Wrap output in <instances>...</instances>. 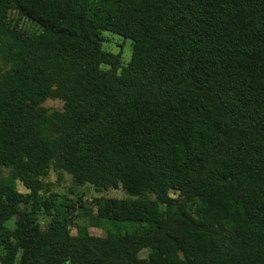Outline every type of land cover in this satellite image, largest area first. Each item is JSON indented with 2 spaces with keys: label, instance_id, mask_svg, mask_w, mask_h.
Returning a JSON list of instances; mask_svg holds the SVG:
<instances>
[{
  "label": "trees",
  "instance_id": "16d2710c",
  "mask_svg": "<svg viewBox=\"0 0 264 264\" xmlns=\"http://www.w3.org/2000/svg\"><path fill=\"white\" fill-rule=\"evenodd\" d=\"M0 263L264 264V0H0Z\"/></svg>",
  "mask_w": 264,
  "mask_h": 264
},
{
  "label": "rangeland",
  "instance_id": "374dc122",
  "mask_svg": "<svg viewBox=\"0 0 264 264\" xmlns=\"http://www.w3.org/2000/svg\"><path fill=\"white\" fill-rule=\"evenodd\" d=\"M104 38L103 48L115 54H120L123 64H126L131 56L130 41L107 32L104 33ZM43 105L49 113L62 109V101L58 99H48ZM43 180L48 184L50 191L59 196L60 201L68 203L71 207H74L73 209H76L75 211L82 212V216L73 218L74 223L77 226L87 227L90 234L101 236L112 228L121 232L139 233L143 227L142 225L133 223H113V225H110L106 220H100L96 225L93 224L95 210L89 206L90 201L98 197L123 199L126 197V194L120 187L96 189L93 185L87 183L78 185L73 182L69 174L54 168L49 170L48 175ZM17 188L19 192L26 193L25 188L21 184H17ZM80 206H82L81 209L79 208ZM15 220L16 217H12L5 223V226L8 229H13L15 227ZM147 253L148 250L145 249L140 251L138 256L145 258Z\"/></svg>",
  "mask_w": 264,
  "mask_h": 264
},
{
  "label": "water",
  "instance_id": "95a60500",
  "mask_svg": "<svg viewBox=\"0 0 264 264\" xmlns=\"http://www.w3.org/2000/svg\"><path fill=\"white\" fill-rule=\"evenodd\" d=\"M180 256H182V254L180 253Z\"/></svg>",
  "mask_w": 264,
  "mask_h": 264
},
{
  "label": "built area",
  "instance_id": "2783aa9c",
  "mask_svg": "<svg viewBox=\"0 0 264 264\" xmlns=\"http://www.w3.org/2000/svg\"><path fill=\"white\" fill-rule=\"evenodd\" d=\"M1 264V263H0Z\"/></svg>",
  "mask_w": 264,
  "mask_h": 264
}]
</instances>
